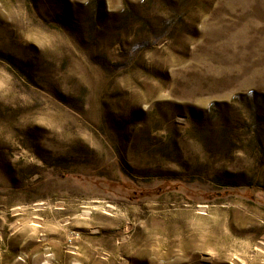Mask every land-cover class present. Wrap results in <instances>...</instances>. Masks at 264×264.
Listing matches in <instances>:
<instances>
[{
  "label": "rangeland",
  "instance_id": "rangeland-1",
  "mask_svg": "<svg viewBox=\"0 0 264 264\" xmlns=\"http://www.w3.org/2000/svg\"><path fill=\"white\" fill-rule=\"evenodd\" d=\"M0 264H264V0H0Z\"/></svg>",
  "mask_w": 264,
  "mask_h": 264
}]
</instances>
